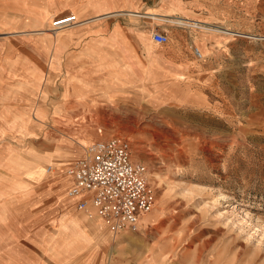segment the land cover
I'll return each mask as SVG.
<instances>
[{"label":"rangeland","instance_id":"374dc122","mask_svg":"<svg viewBox=\"0 0 264 264\" xmlns=\"http://www.w3.org/2000/svg\"><path fill=\"white\" fill-rule=\"evenodd\" d=\"M147 1L161 12L158 0ZM204 1L191 0L204 18L186 0H173L169 13H188L203 29L178 26L174 17L111 13L55 32L80 31L46 70L49 92L11 99L30 103L12 114L23 117L22 133L0 123V163L10 158L8 147L31 154L10 163L11 181L0 189V264H264V0ZM219 12L228 19L209 14ZM153 30L168 41L154 43ZM215 32L228 36L225 44H206ZM43 35L25 33L24 47ZM81 47L83 75L69 61ZM167 57H189L194 64L179 68L195 70L176 75L182 70L161 68ZM113 135L129 139L156 196L137 230L115 235L63 197V176L46 174L47 165L64 169L89 143ZM19 169L26 180L15 175ZM28 180H35L31 189ZM5 188L25 193L7 196L5 206Z\"/></svg>","mask_w":264,"mask_h":264},{"label":"crops","instance_id":"0c3cea01","mask_svg":"<svg viewBox=\"0 0 264 264\" xmlns=\"http://www.w3.org/2000/svg\"><path fill=\"white\" fill-rule=\"evenodd\" d=\"M172 1L173 0H158V5L160 8L159 11L161 12L156 13L154 9H152L153 3H150L147 0H0V39H1L0 61H5L8 63V65L5 68H0V113H2V110L4 109H6L7 110L6 113H8L6 116L0 117V123L7 125L9 127H12L10 125H15L13 126L15 127L14 129L22 133V128H19L18 125L23 124L24 122L23 117L17 115L14 116L12 114L23 110V108L30 105V103L26 102V104L23 107H18L12 104L14 102H12L11 99L15 97H20V99L23 100L25 96L28 97L29 99L31 98L32 94H28V95L26 94L32 92H43L47 94V92H49V83L47 84L44 82L46 70L47 69L49 70L51 67L56 66L57 55L61 47L66 45L67 41H73L75 36L80 32L72 29L66 33H62L58 37L53 36L55 33L51 32L50 30L49 32L47 31L51 27V23H49V20L51 18L72 11H74L73 14L76 15L77 19L78 16L79 17L85 16L83 18H79L84 21H79L78 19V23H76L74 26L86 25L90 22H94L95 20H90L91 18L102 16L100 19H103L105 17H109L108 14L111 13L116 15L128 14V15H136L138 17H148V18L159 17V18L167 19L170 17H176L169 14L171 12V8L173 9ZM186 1L191 2V0H186ZM197 1L198 3H201L206 7L207 5L206 1L204 0H197ZM221 3H225V2L221 1ZM189 7L197 15H200L203 18L206 17L207 13L204 14L201 13L199 11L200 10L199 7H197V5L194 4V2H191L189 4ZM162 11H164L165 13H162ZM209 14L215 16V18L219 20L226 21L228 19L225 13L220 14L219 12L217 14H212V13ZM211 25L215 27L217 26V27L231 29L228 25L224 23L223 24L211 23ZM25 33L45 34V35L35 39H29L27 41L26 46L24 47L25 44H24L23 35ZM215 33L217 34H212V35L209 34L206 36L207 37L206 44L208 43L209 44L213 43L215 45L225 44L226 43L225 39L228 36L219 37L220 35H224V34L218 32ZM192 35L194 36V34ZM193 36L191 37L192 43H193ZM119 45L120 43L118 44V47ZM45 46H47V48ZM84 51H85L84 47H81L76 52L70 53L69 61L71 63H75V62L79 63V68H80V70L78 71L79 75H83L81 72H83L85 69V67L82 66L83 65L82 61L86 60L85 57H82V53ZM33 61H36L39 64L40 63L43 64L42 66L43 70L37 68L40 66H37L35 63H33ZM191 62L194 64V60L189 57H188V61H182L179 57H170V58L167 57L164 61L161 62V68H163L162 66L163 63H167L166 65L168 67L167 68L168 70H173V71L182 70L181 73H176V75L183 76L186 74L184 71H194L195 68L181 69L179 68V66L181 65L184 66L187 63L189 65ZM79 75L72 74L69 75V77L79 76ZM39 78H41L40 81L38 80ZM4 85L6 88L5 90H2ZM35 100H39L37 99V96L35 97ZM2 102L5 103V108L2 105ZM29 107L32 108L31 106ZM49 116H51V114L48 112V115L46 117ZM30 120L31 123L29 129H31L32 125H34V123L32 122V118H30ZM30 131L31 134L28 135L33 134L32 130ZM53 141L54 140H52V137L48 138V142L55 144V142ZM6 151L10 153V158H8L5 163L3 162L0 163V178L3 179V184L0 183V189H3L4 186L8 184V181L9 182L11 181V170H9L8 167L10 163H12L18 157L19 158L22 157L24 159H30L31 157L30 153L29 156L27 157L24 156L21 153V151L15 148L12 149L8 147L6 148ZM30 151H35V150L29 149L28 152ZM55 151L56 153H58V151L56 150V144H55ZM81 151L82 152H80L78 155L72 157V159L66 163V166L70 162L84 156L85 147ZM53 156L54 155L52 154V158ZM46 167L48 168L46 174L49 175L51 179L57 178L59 176H63L65 178L63 185L66 187L65 188L66 190L63 197L67 199L71 203V205H73L76 208V210H78L77 201L79 197L78 196L70 197L67 195V191L70 189L73 182H72V178L66 174L65 168L59 169L56 168L57 166L53 164H49ZM15 175L19 177L22 181L26 180L27 177L26 175H24L23 169H19L15 171ZM27 182L29 183V187L31 189V185L32 183H35V180H28ZM5 189H7L6 190L7 194L1 196V201L3 203H5L4 200H7V196H16V194L18 193L23 195V193H25L22 190L14 192L8 188ZM29 190L27 192H29ZM5 210L6 207L4 211ZM4 211L3 214H0V220L4 218L3 216ZM81 212H83L89 219L96 220L98 218L103 222V220L96 215L91 216L84 211ZM107 230L113 235L117 234L110 231L109 228H107Z\"/></svg>","mask_w":264,"mask_h":264},{"label":"built area","instance_id":"2783aa9c","mask_svg":"<svg viewBox=\"0 0 264 264\" xmlns=\"http://www.w3.org/2000/svg\"><path fill=\"white\" fill-rule=\"evenodd\" d=\"M77 22L76 15L68 12L54 17L51 28L58 31ZM151 38L158 44L168 41L160 30H153ZM65 172L73 182L67 195L79 197L77 209L100 217L113 233L137 230L141 218L155 206L147 167L133 159L131 143L124 136L91 142L84 156L70 162Z\"/></svg>","mask_w":264,"mask_h":264},{"label":"bare ground","instance_id":"6f19581e","mask_svg":"<svg viewBox=\"0 0 264 264\" xmlns=\"http://www.w3.org/2000/svg\"><path fill=\"white\" fill-rule=\"evenodd\" d=\"M188 13L185 14V16H176L174 18H172L171 20L173 22H175L178 26H192L193 28H199V29H203L206 28V26L204 25L203 22L197 21V20H192L190 18H188ZM36 18V17H35ZM189 21H191L192 23H190ZM78 23V22H77ZM38 26V25H37ZM37 29V28H36ZM61 30V29H60ZM51 32H56L57 30L53 31L52 28L50 30ZM59 31V30H58ZM153 41V40H152ZM44 42V41H43ZM154 42V41H153ZM155 43V42H154ZM158 44V43H156ZM194 52L197 54V56L199 58L203 57L205 55V49L204 46L198 45L197 48L193 49ZM42 108V107H41ZM42 111V110H41ZM90 144V143H89ZM88 144V145H89ZM28 167V166H27ZM27 170V169H26ZM25 170V171H26ZM27 172V171H26ZM25 173V172H24ZM146 215V214H145Z\"/></svg>","mask_w":264,"mask_h":264}]
</instances>
